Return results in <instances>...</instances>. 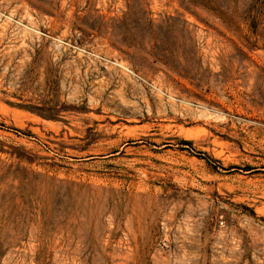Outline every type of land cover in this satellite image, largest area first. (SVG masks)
<instances>
[{
  "label": "rangeland",
  "instance_id": "374dc122",
  "mask_svg": "<svg viewBox=\"0 0 264 264\" xmlns=\"http://www.w3.org/2000/svg\"><path fill=\"white\" fill-rule=\"evenodd\" d=\"M0 264H264V0H0Z\"/></svg>",
  "mask_w": 264,
  "mask_h": 264
},
{
  "label": "trees",
  "instance_id": "16d2710c",
  "mask_svg": "<svg viewBox=\"0 0 264 264\" xmlns=\"http://www.w3.org/2000/svg\"><path fill=\"white\" fill-rule=\"evenodd\" d=\"M183 142H184V143H190V142H189V141H187V140H183Z\"/></svg>",
  "mask_w": 264,
  "mask_h": 264
},
{
  "label": "built area",
  "instance_id": "2783aa9c",
  "mask_svg": "<svg viewBox=\"0 0 264 264\" xmlns=\"http://www.w3.org/2000/svg\"><path fill=\"white\" fill-rule=\"evenodd\" d=\"M220 223H222V221H220Z\"/></svg>",
  "mask_w": 264,
  "mask_h": 264
}]
</instances>
